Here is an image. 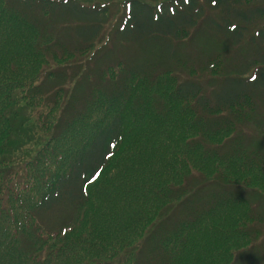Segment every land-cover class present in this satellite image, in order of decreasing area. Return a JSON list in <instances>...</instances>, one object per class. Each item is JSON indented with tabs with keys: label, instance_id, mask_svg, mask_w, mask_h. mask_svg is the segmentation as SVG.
Wrapping results in <instances>:
<instances>
[{
	"label": "trees",
	"instance_id": "1",
	"mask_svg": "<svg viewBox=\"0 0 264 264\" xmlns=\"http://www.w3.org/2000/svg\"><path fill=\"white\" fill-rule=\"evenodd\" d=\"M151 1L128 0L127 15L95 50L106 37L110 5L0 0V42L29 32V41L16 47L18 64L42 78L27 87L35 103L23 104L25 112L17 102L8 111L0 107V264H58L77 252L66 243L96 206L112 221L91 226L99 240L91 243L94 257L78 264H176L190 232L237 202L256 221L239 226L248 241L236 247L231 264H264V190L225 173L264 174V0ZM174 107L192 115L196 130L182 152L206 162L220 155L212 160L219 170L193 185L190 173L184 183L160 187L169 202L157 221L138 245L120 240L124 220L150 201L152 179L133 184L132 166L129 177L109 172L110 185L99 183L93 197L89 188L123 148L129 117L164 126ZM222 144L228 148L217 152ZM206 193L208 208L198 210ZM51 217L58 219L54 226ZM119 247L127 249L118 253Z\"/></svg>",
	"mask_w": 264,
	"mask_h": 264
},
{
	"label": "rangeland",
	"instance_id": "2",
	"mask_svg": "<svg viewBox=\"0 0 264 264\" xmlns=\"http://www.w3.org/2000/svg\"><path fill=\"white\" fill-rule=\"evenodd\" d=\"M93 1L109 2L113 0ZM121 1L115 0L119 4ZM144 1L148 2L150 0ZM113 12L116 16H119L122 13V7L114 5ZM11 37L16 38H13L8 43L0 42V60H4L1 62H4L5 65L3 76H0V88L4 90L0 95V107H5L1 109L2 111H8L17 102L16 107L25 112V109L22 108L23 104L30 105L35 103L34 99L30 100L27 97L26 89L29 86L40 84L42 78L37 75V72H33L32 67L28 65L19 67L18 64L23 61V58L17 56L16 47L29 41V32L18 36L16 31L13 32ZM38 62H41V60L39 59ZM29 63L32 64V62ZM33 64L36 67V60H34ZM41 67L42 64L38 63L36 70ZM174 108L166 121L167 124L164 126L159 122L152 121L151 118L146 117L136 120L129 117L127 119L128 129L123 148L112 159L111 166L105 169L98 182L89 188L90 196L93 197V193L97 190L99 191L100 184L110 185L111 176L108 175L109 172H114L116 169L118 177H121V174H126L129 177L133 171L132 166L134 167L133 184L139 182V177L152 179V183L147 187L150 201L140 209V215L124 220L123 228L121 230L118 229L121 235L119 237L120 240H124L127 237L130 241L133 240L135 245H138L141 242L143 233H146L149 226L157 221L160 209L169 202L168 198L160 193V187L165 188L171 184L184 183L190 173L193 174V177L188 180H193L190 182L193 185L194 181L200 179L199 175L212 176L219 170L216 163L219 160L216 157L220 155L210 157L211 162H206L197 153L182 152L181 149L184 143L196 136V130L192 127V115L181 114L178 107ZM95 110L101 111L98 108ZM223 145H217L216 151L220 152L228 148H222ZM225 170L227 171L225 172L227 180L244 182L253 187L259 186L264 190L263 173L241 172L233 168ZM209 197L210 194L206 193L202 194L198 199L196 198L201 203L198 210L202 211L208 208L209 203L205 204V201ZM245 200L249 205L253 201L248 198H245ZM150 202L151 204L148 206ZM131 203L132 201L129 200L128 207ZM246 207V203L237 202V205L218 208L200 228L190 232L188 243L179 255L176 264H231L236 254V247L244 245L248 241V239L240 237L242 235H240L239 226L242 224L255 225L256 216L253 215L251 221ZM64 213L65 211L60 209V213L57 214L58 219H62L65 216ZM55 217H51V221L47 220L52 226L58 221ZM129 219L137 220L136 225H128V228L124 223ZM110 221L112 220L109 218L107 211L102 207L96 206L94 211L85 218L83 225H80L82 227L80 228L79 225L75 227L66 243V248H71L74 252V248L77 246V252L65 255L66 257L58 264H78L82 261H91L93 259L91 256L94 257L91 243L99 242L98 239H95L91 226L94 223L102 224ZM107 229L108 227H98L97 231L102 232ZM126 249V247H119L118 253L124 252ZM262 251H259V257L263 254Z\"/></svg>",
	"mask_w": 264,
	"mask_h": 264
}]
</instances>
